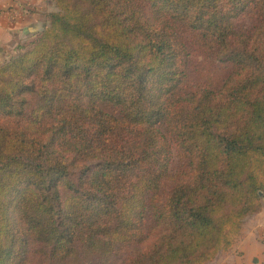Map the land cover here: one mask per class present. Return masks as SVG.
<instances>
[{
	"label": "trees",
	"instance_id": "obj_1",
	"mask_svg": "<svg viewBox=\"0 0 264 264\" xmlns=\"http://www.w3.org/2000/svg\"><path fill=\"white\" fill-rule=\"evenodd\" d=\"M53 1L0 64V264L229 255L264 203V0Z\"/></svg>",
	"mask_w": 264,
	"mask_h": 264
},
{
	"label": "crops",
	"instance_id": "obj_2",
	"mask_svg": "<svg viewBox=\"0 0 264 264\" xmlns=\"http://www.w3.org/2000/svg\"><path fill=\"white\" fill-rule=\"evenodd\" d=\"M50 12L47 0H0V62L11 56L17 43L44 30ZM211 264H264V203L262 212L246 221L231 253Z\"/></svg>",
	"mask_w": 264,
	"mask_h": 264
},
{
	"label": "rangeland",
	"instance_id": "obj_3",
	"mask_svg": "<svg viewBox=\"0 0 264 264\" xmlns=\"http://www.w3.org/2000/svg\"><path fill=\"white\" fill-rule=\"evenodd\" d=\"M47 2H48V7L51 6V12L47 15V18H48L47 27H48L50 14L57 13L59 11V9L57 8V5L53 0H47ZM250 24H251L250 20L247 17H243V18L238 20V26H239L238 30H243L245 27L250 26ZM44 30H42L38 34H35L34 36L27 38L26 40H24L22 42L17 43V45L15 46L11 56L9 58H7L5 61L0 62V64L5 63L6 61H10L11 59L18 57L20 54H23L26 51V49L28 47H30L31 44L39 38L40 34ZM23 47H24V49H20ZM198 61H201V59H197V62ZM190 78L192 80L196 81L199 78V74L197 72H192ZM184 165H185L184 160L181 159V157L176 155L174 158V162L172 164L173 171L176 172V171L182 169L184 167ZM168 188L169 187H166L165 189L168 190ZM251 217H253V216H251ZM251 217H249V218H251ZM246 221H245V223H246ZM29 250H30V252H28L27 256L25 257V264H51L49 261L48 255H44L43 251H41L39 248H29ZM135 253H136V250L134 249V247H132V248L130 247V248H128L127 251H125L123 253V255L121 257H116V258L111 257L112 259L105 262V264H127L128 261L131 260L132 255L134 256ZM86 264H89V263H86ZM91 264H98V261H94V263L92 262Z\"/></svg>",
	"mask_w": 264,
	"mask_h": 264
}]
</instances>
